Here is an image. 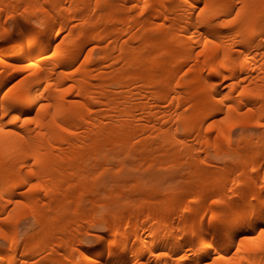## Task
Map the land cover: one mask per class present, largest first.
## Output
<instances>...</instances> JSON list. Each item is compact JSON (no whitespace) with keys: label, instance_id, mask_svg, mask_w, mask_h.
I'll list each match as a JSON object with an SVG mask.
<instances>
[{"label":"bare ground","instance_id":"obj_1","mask_svg":"<svg viewBox=\"0 0 264 264\" xmlns=\"http://www.w3.org/2000/svg\"><path fill=\"white\" fill-rule=\"evenodd\" d=\"M0 264H264V0H0Z\"/></svg>","mask_w":264,"mask_h":264},{"label":"rangeland","instance_id":"obj_2","mask_svg":"<svg viewBox=\"0 0 264 264\" xmlns=\"http://www.w3.org/2000/svg\"><path fill=\"white\" fill-rule=\"evenodd\" d=\"M250 130H252V131H256V130H258V127H250ZM134 170V169H133ZM133 170H131L132 172H131V174H135L134 172H136V171H133ZM23 227H21L20 229H22Z\"/></svg>","mask_w":264,"mask_h":264},{"label":"snow or ice","instance_id":"obj_3","mask_svg":"<svg viewBox=\"0 0 264 264\" xmlns=\"http://www.w3.org/2000/svg\"><path fill=\"white\" fill-rule=\"evenodd\" d=\"M181 259H183V258H181Z\"/></svg>","mask_w":264,"mask_h":264}]
</instances>
